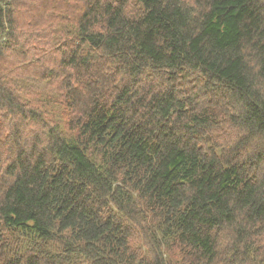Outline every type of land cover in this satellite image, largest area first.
I'll use <instances>...</instances> for the list:
<instances>
[{
	"label": "trees",
	"instance_id": "16d2710c",
	"mask_svg": "<svg viewBox=\"0 0 264 264\" xmlns=\"http://www.w3.org/2000/svg\"><path fill=\"white\" fill-rule=\"evenodd\" d=\"M27 4L0 0V264H264V0Z\"/></svg>",
	"mask_w": 264,
	"mask_h": 264
},
{
	"label": "rangeland",
	"instance_id": "374dc122",
	"mask_svg": "<svg viewBox=\"0 0 264 264\" xmlns=\"http://www.w3.org/2000/svg\"><path fill=\"white\" fill-rule=\"evenodd\" d=\"M14 4H15V8L13 10V12H14L13 13V15H14V25L17 27L15 29V31H14V34L17 33L20 38L17 40L19 45L18 46H14L12 48V51H13V54H15L16 50L19 48V50H18V56L19 57L23 56V54H26V57H24V58H30L29 54H31V52H32L34 41H32L29 38L28 35L33 30H36V27L33 26L30 22H27L25 20V17H23L24 16V14H23L24 11L29 12L30 10L29 9L21 10L19 8V4L18 3H14ZM29 4H31V5H29ZM39 4H41V0H35V1L34 0H28V4L27 5H28V7L31 10H33V12L35 14H39L42 11V18L44 16L50 17L51 15L55 14L57 11L61 10V8H62V7H59V5H55V7L50 9L49 11H45V9L42 10V8H41V6ZM135 9H136L135 6H132V7L129 8L128 11L133 12V11H135ZM37 24H39L40 26L44 27L46 29L47 34H50L52 29L56 26V23H54V24H52L50 26L51 23H45L44 21H41V22H39ZM22 39L28 40V44L30 46H25L23 49H20V47H22ZM2 41H3V37H0V42H2ZM29 73H30V70L26 68V74H27V76H29L31 78V75H33V74H29Z\"/></svg>",
	"mask_w": 264,
	"mask_h": 264
}]
</instances>
